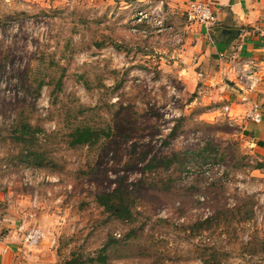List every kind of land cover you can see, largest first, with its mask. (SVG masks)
<instances>
[{
	"label": "rangeland",
	"instance_id": "374dc122",
	"mask_svg": "<svg viewBox=\"0 0 264 264\" xmlns=\"http://www.w3.org/2000/svg\"><path fill=\"white\" fill-rule=\"evenodd\" d=\"M127 3L0 0V264L97 258L108 244L107 264H203L213 249L221 264H264L247 249L264 238V155L182 75L183 31ZM24 121L43 130L30 144L42 167L22 160ZM78 128L101 138L74 148ZM208 143L204 158L142 173ZM121 179L145 181L128 223L96 202ZM34 227L44 237L31 247Z\"/></svg>",
	"mask_w": 264,
	"mask_h": 264
},
{
	"label": "crops",
	"instance_id": "0c3cea01",
	"mask_svg": "<svg viewBox=\"0 0 264 264\" xmlns=\"http://www.w3.org/2000/svg\"><path fill=\"white\" fill-rule=\"evenodd\" d=\"M188 1L128 0L127 7L122 9L154 11L175 30L183 31L178 55L182 75L189 77L196 87L204 83L207 86L204 99L219 105L217 108H222L219 112L230 107L229 114L243 122V132L252 138L255 151L264 155V40L260 35L264 0H196L212 4L216 23L210 30L188 23L185 16ZM225 30L235 32L225 34ZM251 60L256 63L257 83L254 91L247 92L237 76ZM253 101L261 104L263 121L258 124L245 117ZM1 245L2 251L9 254L10 248Z\"/></svg>",
	"mask_w": 264,
	"mask_h": 264
},
{
	"label": "trees",
	"instance_id": "16d2710c",
	"mask_svg": "<svg viewBox=\"0 0 264 264\" xmlns=\"http://www.w3.org/2000/svg\"><path fill=\"white\" fill-rule=\"evenodd\" d=\"M39 133H43V130L40 128H36L30 124L28 121L21 122L20 125L15 130V141L20 144L25 151H22V160L23 162L29 164L31 162L35 167H42L43 164L40 160V154L33 151L31 149V145H33V140L36 139ZM179 133L177 129L174 128L173 132L170 134L168 138H175ZM101 138V134L90 128H78L71 135V146L74 148L82 147V146H92ZM169 143V142H168ZM212 151V144H204L200 150H196L193 148H187L184 152L179 154L176 158H164L161 161H158L155 158H152L150 162L146 164L143 168L144 176L152 175L155 173L156 167L158 164H161L164 167L172 166L178 160H181L184 165H188L189 163L197 160V157L204 158L208 153ZM217 152L218 150H213ZM149 154H145V158ZM40 161V162H39ZM145 185V181L140 180L138 183H128L127 180L121 179L117 187L109 192L100 194L96 197V202L100 208L103 209L104 213L107 215L108 219L117 220L121 222H132L135 219L134 208L138 202V196L142 194L141 188ZM247 218V220H249ZM210 220L206 221L208 223ZM203 223L202 225H204ZM110 246L109 244L104 246L101 250L99 256L97 258H83L79 253H73L71 258L66 260L63 264H107L108 262V253ZM249 255L254 257L260 254L264 255V238L258 239L256 241L251 240L247 246ZM212 254L209 257H203L201 260L203 264H221V259L218 257L217 251L215 249L211 250Z\"/></svg>",
	"mask_w": 264,
	"mask_h": 264
},
{
	"label": "built area",
	"instance_id": "2783aa9c",
	"mask_svg": "<svg viewBox=\"0 0 264 264\" xmlns=\"http://www.w3.org/2000/svg\"><path fill=\"white\" fill-rule=\"evenodd\" d=\"M138 21L142 22L144 19L148 18V15L143 12H138ZM185 16L188 23L192 25H199L210 30L216 23L215 11L212 4L204 1L190 0L187 2L185 7ZM162 23V22H160ZM260 35L264 40V26L260 31ZM256 68L255 61L251 60L246 67H243L240 76H237V80L240 84L245 86L244 91L252 92L255 90L257 79H256ZM224 112L230 113V107H225ZM247 119H251L255 123H261L263 121V115L261 111V104L257 101L252 102L251 110L245 116ZM38 204V199H34V205ZM44 237V233L40 227H34L29 229L24 236L26 244L31 247H36L39 245Z\"/></svg>",
	"mask_w": 264,
	"mask_h": 264
},
{
	"label": "water",
	"instance_id": "95a60500",
	"mask_svg": "<svg viewBox=\"0 0 264 264\" xmlns=\"http://www.w3.org/2000/svg\"><path fill=\"white\" fill-rule=\"evenodd\" d=\"M234 32H235V31H232V30H225V31H224L225 34H232V33H234Z\"/></svg>",
	"mask_w": 264,
	"mask_h": 264
}]
</instances>
